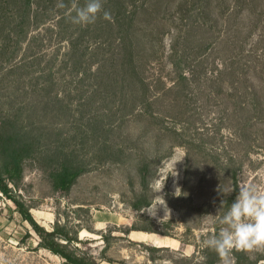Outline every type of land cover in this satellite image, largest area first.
I'll return each mask as SVG.
<instances>
[{
	"label": "rangeland",
	"instance_id": "rangeland-1",
	"mask_svg": "<svg viewBox=\"0 0 264 264\" xmlns=\"http://www.w3.org/2000/svg\"><path fill=\"white\" fill-rule=\"evenodd\" d=\"M119 1L79 25L88 0H0V173L75 257L222 264L203 240L242 186L264 191V0ZM66 159L82 168L67 192ZM40 243L0 198V264H67Z\"/></svg>",
	"mask_w": 264,
	"mask_h": 264
},
{
	"label": "clouds",
	"instance_id": "clouds-1",
	"mask_svg": "<svg viewBox=\"0 0 264 264\" xmlns=\"http://www.w3.org/2000/svg\"><path fill=\"white\" fill-rule=\"evenodd\" d=\"M58 7L65 5L61 2ZM74 12L71 20L79 25L94 23L101 12L104 19H110V14L103 11L102 0H88L83 7L74 6ZM218 223L222 226L219 231L207 236L202 243L217 253L222 264H232L234 250L248 252L264 248V191L254 185L242 186Z\"/></svg>",
	"mask_w": 264,
	"mask_h": 264
},
{
	"label": "trees",
	"instance_id": "trees-1",
	"mask_svg": "<svg viewBox=\"0 0 264 264\" xmlns=\"http://www.w3.org/2000/svg\"><path fill=\"white\" fill-rule=\"evenodd\" d=\"M25 1H26V3H25L26 7L29 8L28 10H30L32 0H25ZM54 1L55 0H50L51 3H54ZM195 1H198V0H195ZM115 4L117 5V7L115 6V9L124 8L123 4H121V2L119 0H116ZM195 4L196 3H194V1H193V5H195ZM197 5H196V7L199 8ZM108 8L111 9L110 7H108ZM120 11L121 10H118V15L115 16L116 20H119L118 18H120ZM25 17H26V15H24V18ZM185 17H187V16H185ZM185 17H184V19H185ZM22 23L25 24L24 20ZM75 46H78V44ZM101 46L99 47V49L102 48ZM122 65H123V63H122ZM105 68L106 67H103V70ZM104 76H106V75L104 74ZM102 130L103 129L98 131L99 135L102 134L101 133ZM95 133H97V132H95ZM15 154H16V152H15ZM17 154L19 155L20 153L17 151ZM17 159H18L17 155H14V159H13L14 161H12V164H11L12 167L6 171L9 174V177L11 179L17 178L21 173V171H20L21 169L19 167ZM69 163H71V161H68V159H66V161L63 162L62 168H60V170H56L55 172L51 173V178L53 180V186L55 187L56 190H61V191H66V192L69 191L71 189V186L75 183L77 178L82 173V168L78 167L79 164L77 165L78 168H74L72 166L73 163H71V164H69ZM0 191L3 193V195L8 200H10L16 206V209L20 213L22 219L24 221L28 222V224L31 226L32 230L35 231L36 234H38V236L41 238L40 245L43 248H45V249L49 250L50 252H52L53 254L60 256L61 258L65 259L67 264H93V263L86 261L82 258L75 257L71 253L66 251L67 245L70 242L75 241V239L70 237L69 234L67 232H65L63 229L58 228V229L53 230L52 232H48L43 226H40V224H38V222L34 219V217L32 216L29 209L25 206V204L23 202H20L19 200H17V198L13 195L12 189L8 186V183L5 182V179L2 177L1 173H0ZM55 238H62L63 240L66 241V244H62L60 242H57V240H55Z\"/></svg>",
	"mask_w": 264,
	"mask_h": 264
},
{
	"label": "built area",
	"instance_id": "built-area-1",
	"mask_svg": "<svg viewBox=\"0 0 264 264\" xmlns=\"http://www.w3.org/2000/svg\"><path fill=\"white\" fill-rule=\"evenodd\" d=\"M0 198H2V199L4 198V195H3V193L1 191H0ZM9 202L12 203L10 200H9Z\"/></svg>",
	"mask_w": 264,
	"mask_h": 264
}]
</instances>
